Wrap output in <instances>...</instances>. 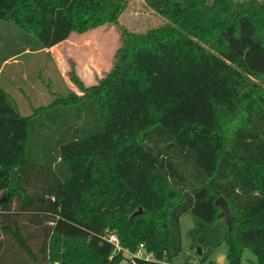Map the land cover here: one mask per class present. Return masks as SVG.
Wrapping results in <instances>:
<instances>
[{
    "label": "trees",
    "instance_id": "trees-1",
    "mask_svg": "<svg viewBox=\"0 0 264 264\" xmlns=\"http://www.w3.org/2000/svg\"><path fill=\"white\" fill-rule=\"evenodd\" d=\"M144 1L167 21L123 33L98 84L71 74L82 95L56 94L25 115L4 64L117 23L126 4L0 0V22L15 28L0 36V264H169L186 214L202 262L226 241L229 264L246 250L264 263V1ZM107 232L153 258H126Z\"/></svg>",
    "mask_w": 264,
    "mask_h": 264
},
{
    "label": "rangeland",
    "instance_id": "rangeland-1",
    "mask_svg": "<svg viewBox=\"0 0 264 264\" xmlns=\"http://www.w3.org/2000/svg\"><path fill=\"white\" fill-rule=\"evenodd\" d=\"M124 1L126 6L117 23H105L86 31H73L69 38L63 42L45 50L35 51V53L28 52L23 57H15L17 63L10 61L11 63L4 67L2 83L12 95L21 113L29 115L36 107L48 105L55 100L56 94L68 95L73 92L82 95V90L72 80L71 74H74L85 87L98 84L113 68L117 52L123 45V33H144L167 21L149 7L144 0ZM214 1L208 0L209 3ZM4 24L0 22V36L8 35L11 31L10 28L15 29L12 23H9L6 28H4ZM3 43L4 41H1L0 45ZM18 87L22 88V94L27 95L30 100L26 99L25 101L21 98L22 95L19 93ZM241 121L242 116H238L232 123L226 125L228 141L231 140L232 128ZM228 146H230L229 143ZM180 224L182 252L169 264H229L226 241L221 243L209 258L202 262L200 256L190 249L191 240L188 237V231L193 227L192 215H183ZM34 229L33 226L27 228L30 232ZM42 239V234H39L38 238L30 242L35 250ZM4 240L14 244L11 238ZM13 249L22 255V250L18 245L14 244ZM246 252L249 253L250 258L242 256L240 264H264L253 252L250 250H246Z\"/></svg>",
    "mask_w": 264,
    "mask_h": 264
},
{
    "label": "built area",
    "instance_id": "built-area-1",
    "mask_svg": "<svg viewBox=\"0 0 264 264\" xmlns=\"http://www.w3.org/2000/svg\"><path fill=\"white\" fill-rule=\"evenodd\" d=\"M104 238L114 246L115 251L123 252L124 256L126 258L133 259V257H135V256L145 257L146 259L153 258L151 254H145L144 253V250H143L144 245L143 244L140 245V248L136 254H133V253L129 252L128 250L124 249L123 246L121 245V241H120L119 236L115 232H107L105 234ZM129 264H131V263H129Z\"/></svg>",
    "mask_w": 264,
    "mask_h": 264
},
{
    "label": "water",
    "instance_id": "water-1",
    "mask_svg": "<svg viewBox=\"0 0 264 264\" xmlns=\"http://www.w3.org/2000/svg\"><path fill=\"white\" fill-rule=\"evenodd\" d=\"M215 203L218 207L221 208L220 217L225 218L226 224H227L228 228L231 230L232 229L233 216L231 214L228 202L225 200L224 197L220 196L216 200ZM141 212H142V208H139V210L136 211L133 215L140 214ZM201 253H202L201 248H198V254L201 255ZM243 258L249 259L250 258L249 253L245 251L243 253Z\"/></svg>",
    "mask_w": 264,
    "mask_h": 264
},
{
    "label": "crops",
    "instance_id": "crops-1",
    "mask_svg": "<svg viewBox=\"0 0 264 264\" xmlns=\"http://www.w3.org/2000/svg\"><path fill=\"white\" fill-rule=\"evenodd\" d=\"M47 51V50H46ZM28 53V52H27ZM29 53H32V52H29ZM33 53H35V52H33ZM37 53V52H36ZM15 57H13V58H11V59H9L5 64H4V66H6L7 64H9V63H11L10 61H13L14 63H17V60H15L14 59ZM13 59V60H12ZM3 66V67H4ZM8 75H10V74H8ZM8 77H11V76H8ZM9 81V80H8ZM0 82H1V69H0ZM10 82V81H9ZM22 88H19L18 87V90H19V93L22 95V99H25V101H26V99H28V100H30V98L27 96V95H24V94H22L23 93V90H21Z\"/></svg>",
    "mask_w": 264,
    "mask_h": 264
}]
</instances>
